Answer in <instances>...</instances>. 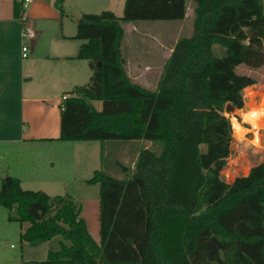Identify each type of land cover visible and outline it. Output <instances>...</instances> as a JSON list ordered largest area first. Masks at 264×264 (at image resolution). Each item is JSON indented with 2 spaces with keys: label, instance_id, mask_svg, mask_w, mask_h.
Here are the masks:
<instances>
[{
  "label": "trees",
  "instance_id": "trees-1",
  "mask_svg": "<svg viewBox=\"0 0 264 264\" xmlns=\"http://www.w3.org/2000/svg\"><path fill=\"white\" fill-rule=\"evenodd\" d=\"M191 4L192 32L174 43L154 91L126 72L123 25L182 21L186 0H125L121 17L102 11L78 19V58L91 75L62 100L59 137L44 141L69 148L143 139L160 149L140 150L132 168L119 165L125 179L95 170L83 181L98 186V243L73 198L24 190L18 177L3 176L0 207L14 211L8 221L20 224V240L62 238L39 264H264V161L221 179L233 139L225 105L242 108L243 90L264 93L237 73L264 65L262 0Z\"/></svg>",
  "mask_w": 264,
  "mask_h": 264
},
{
  "label": "crops",
  "instance_id": "crops-1",
  "mask_svg": "<svg viewBox=\"0 0 264 264\" xmlns=\"http://www.w3.org/2000/svg\"><path fill=\"white\" fill-rule=\"evenodd\" d=\"M124 2L31 0L24 5V0H0V150L3 145L9 144L60 146L44 139L55 140L60 135L61 98L70 96L72 87L87 83L91 75L88 62L78 58L83 41L75 38L76 23L82 14H93L96 12L94 10L111 11L118 16V11L123 13ZM186 2L185 18L180 21L182 24L192 15L191 0ZM262 12L264 14V0ZM22 16L30 19L35 31L29 54L25 58L21 56ZM135 24L123 25L125 37H133ZM173 45H160L164 63ZM132 50L121 46L126 72L133 82L148 86L151 79H148L147 74L154 70L153 63L145 58V53ZM157 84L158 80L155 86ZM91 103L96 110L101 109V103L100 106L96 101ZM137 154L132 162L136 160ZM19 179L21 186L22 179ZM26 246L28 244L24 242L17 255H3L0 252V264H39L41 261L32 259L25 252Z\"/></svg>",
  "mask_w": 264,
  "mask_h": 264
},
{
  "label": "rangeland",
  "instance_id": "rangeland-1",
  "mask_svg": "<svg viewBox=\"0 0 264 264\" xmlns=\"http://www.w3.org/2000/svg\"><path fill=\"white\" fill-rule=\"evenodd\" d=\"M94 11L96 12L93 14L100 12ZM117 13L118 16L122 15V11ZM192 22V15L185 19L183 24L180 21H139L135 24L136 31L132 34L133 37L124 36L121 45L124 49L132 48V52L145 53V58L153 63L154 70L147 74L151 84L142 85L143 87L154 91L155 83L161 77L166 61L163 62L160 45L172 46L175 38L190 35ZM213 51L217 56L222 54V48L219 46H214ZM160 65H162L161 70L158 69ZM237 73L247 74L256 80L257 83L248 87L249 89H264V65L256 70L240 66L237 68ZM243 100V106H248L250 100L245 97L244 90ZM260 102L259 96L253 98L254 104L259 105ZM96 104L100 106L99 101H96ZM225 115L229 117L232 114ZM237 118L244 130L241 136H237L231 125L233 138L231 154L222 172L226 182H231L236 176L247 175L253 165L264 160V128L254 130L248 123L243 122L238 116ZM254 132L258 133L259 142L254 140ZM144 148L158 151L160 146L143 139L76 142L70 144L69 148L35 144L3 145V149L0 150V179L5 175L14 176L22 179L21 187L24 190L44 191L51 197L70 196L81 205V217L86 222L89 234L98 243L100 240L97 219L98 186L86 187L83 181L91 178L95 170H101L116 179H125L126 174L119 165L132 168L134 156ZM9 215L14 216V211L0 207V252L10 256L20 253L19 250L24 242L19 238L20 224L8 221ZM22 226L25 227L26 224ZM60 241L62 238L56 236L34 247L26 246L25 252L32 259L43 261L48 251L59 249ZM64 243L69 245L68 242Z\"/></svg>",
  "mask_w": 264,
  "mask_h": 264
},
{
  "label": "bare ground",
  "instance_id": "bare-ground-1",
  "mask_svg": "<svg viewBox=\"0 0 264 264\" xmlns=\"http://www.w3.org/2000/svg\"><path fill=\"white\" fill-rule=\"evenodd\" d=\"M245 96H246V98H248L250 100V102L248 104V109L242 111L238 115V117L243 122L248 123L252 127V129H254V130H257V129L262 128V127L264 128V93L252 94V93L246 92ZM255 96H259L261 99V102L259 105H256L253 103V98ZM229 119H230L234 134L237 136H241L244 129L241 126L238 118L232 114L231 116H229ZM257 135H258V133L254 132V138H255L254 140L256 142H259V138L257 137Z\"/></svg>",
  "mask_w": 264,
  "mask_h": 264
},
{
  "label": "built area",
  "instance_id": "built-area-1",
  "mask_svg": "<svg viewBox=\"0 0 264 264\" xmlns=\"http://www.w3.org/2000/svg\"><path fill=\"white\" fill-rule=\"evenodd\" d=\"M31 0H24V5L29 3ZM22 30L20 34L21 38V56L22 58L27 57L30 50V43L35 37V31L32 22L29 18L22 16ZM66 96H62V100H64Z\"/></svg>",
  "mask_w": 264,
  "mask_h": 264
},
{
  "label": "water",
  "instance_id": "water-1",
  "mask_svg": "<svg viewBox=\"0 0 264 264\" xmlns=\"http://www.w3.org/2000/svg\"><path fill=\"white\" fill-rule=\"evenodd\" d=\"M244 110L248 109V106L242 107ZM242 108H234L230 103H227L224 108V114H234V116H238L242 112ZM225 176L222 175L221 179L225 180Z\"/></svg>",
  "mask_w": 264,
  "mask_h": 264
}]
</instances>
